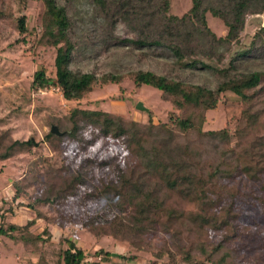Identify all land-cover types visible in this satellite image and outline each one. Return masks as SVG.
<instances>
[{
	"label": "trees",
	"instance_id": "16d2710c",
	"mask_svg": "<svg viewBox=\"0 0 264 264\" xmlns=\"http://www.w3.org/2000/svg\"><path fill=\"white\" fill-rule=\"evenodd\" d=\"M15 1L22 9L24 0ZM38 1L41 11L30 29L21 12L13 17L9 6L0 10V20L19 42L54 50L51 70L40 67L32 73L33 90L55 88L63 101L76 102L95 88L120 84L127 77L136 88L156 89L171 111L165 122L156 123L149 114L139 123L77 108L52 119L60 135L47 132L44 140L62 145L65 136L80 162L70 172L64 165L54 166L50 158L31 161L9 186L12 201H26L24 207L34 216L22 226L0 228V235L22 252L37 254L35 264H100V259L86 263V257H109L101 247L89 255L68 236H60L57 248L51 245V226L63 230L82 212L81 225L95 242L109 236L137 244L120 256L122 262L133 261L148 245L143 238H154L160 229L172 249L163 251L166 260L159 264H239L227 244L245 228L237 227L232 200L223 206L222 193L214 187L219 188L224 178L264 175V27L225 66L218 65L239 39L246 16L264 14V0H190L180 16L170 14L169 0H82L89 7L91 24L90 30L82 31L76 25L79 0ZM210 19L221 23L223 35L209 28ZM118 22L130 38L115 34ZM226 92L238 98L237 113L221 129H204L206 114ZM87 124L96 136L83 139L78 133ZM98 136L116 148L104 161L84 155ZM37 146L32 137L17 140L8 129L0 130V162L30 154ZM120 165L128 170H120ZM106 168H111L117 187L102 184ZM194 180L198 191L188 201L192 206L171 203V198H181L182 186ZM59 209L65 216L49 214ZM39 221L44 228L31 231ZM208 231H220V240L211 242Z\"/></svg>",
	"mask_w": 264,
	"mask_h": 264
},
{
	"label": "rangeland",
	"instance_id": "374dc122",
	"mask_svg": "<svg viewBox=\"0 0 264 264\" xmlns=\"http://www.w3.org/2000/svg\"><path fill=\"white\" fill-rule=\"evenodd\" d=\"M189 5L190 0H169V12L174 16H180L189 8ZM7 6L12 10L13 17L18 16L20 12L27 17L28 29L33 26L41 11V4L38 0H24L22 9L15 0L0 2V10L4 11ZM77 7L79 10V18L76 20L78 31L90 30L89 7L82 0L78 1ZM208 25L218 35L225 33V29L217 20L210 19ZM260 27H264V14L246 16L243 31L226 58L219 65L214 61L210 63L225 66L228 58L239 49L245 48L252 34ZM115 34L128 38L132 36L127 33L126 28L120 22L115 25ZM102 56L103 54L99 57ZM53 57V49L35 48L29 41L19 42L18 35L9 29L4 19L0 20V130L8 129L13 139L26 140L32 137L38 143L30 154L18 155L9 161L0 162L1 229L8 228L10 224L22 226L34 216L31 209L24 207L26 201L20 199L12 201L9 186L12 181L22 176L31 161L50 158L54 166L64 165L70 172H73L80 162V154L72 152L69 139L65 136H62V145L58 141L50 143L44 140L45 134L53 126L51 125L52 119H62L68 110L77 108L109 113L139 123L145 122L149 114L152 121L156 123L157 121L165 122L167 113L171 111L170 105L160 99L156 89L145 85L136 88L131 79L127 77L123 78L120 84L95 88L85 98L76 102L63 101L60 92L55 88L33 90L30 87L32 73L40 67L48 73L52 68ZM120 64L128 67L132 65L126 60H121ZM137 102H140L142 107L148 111L140 112L134 109ZM237 102L236 96L229 92L224 93L217 107L206 114L204 129L223 128L226 122L237 113ZM81 119L80 116L76 118L79 121ZM78 134L83 139H87L91 134L96 136L95 128L89 124L83 126ZM87 149L84 155H89L97 161L108 159L109 155H113L116 151L109 139L104 144L99 136ZM120 168L124 172L128 170L123 165H120ZM40 170L41 172L46 171L44 168ZM111 177H113L111 168H106L101 180L102 184L115 188L117 187L116 181ZM206 181L210 182L209 179ZM218 185L219 188L214 187V191L220 189L222 205L225 206L224 204L232 200L234 206L231 213L237 218L235 221L237 227L245 228L239 237L227 244V247L233 250L235 260L239 264H264V175L250 180L240 175L232 179L224 178L218 181ZM197 188L195 180L185 183L178 193L182 199L173 196L174 198L170 199L171 203L183 202L187 207H191L192 204L189 202L193 201L198 191ZM18 201H21V206ZM35 208L44 210L47 205H36ZM67 209L71 215L74 214L73 209ZM57 212L55 214L50 210L49 214L54 216L60 213L65 216L62 210L59 209ZM84 217L85 214L78 212L64 224L63 230L59 226V228L51 226L52 247L57 248L60 236H68L77 247L83 251L88 250L89 255L101 247L109 253V257L102 254H97L95 258L86 257V263L100 259V264H159L166 260L163 251L172 249L168 235L158 229L154 238L149 235L143 238L148 245L144 246L145 248L137 254L133 261L122 262L120 256L125 255L128 250L133 251L137 244L127 237L124 241H119L109 236L102 237L99 242H95L81 225V219ZM43 228L42 222L39 221L31 227V231L39 233ZM220 238V231H208V239L211 242H217ZM45 247L48 250L49 247ZM153 255H161V258L156 259ZM37 259V254L22 252L18 245H14L8 238L0 235V264H35Z\"/></svg>",
	"mask_w": 264,
	"mask_h": 264
},
{
	"label": "water",
	"instance_id": "95a60500",
	"mask_svg": "<svg viewBox=\"0 0 264 264\" xmlns=\"http://www.w3.org/2000/svg\"><path fill=\"white\" fill-rule=\"evenodd\" d=\"M134 109L140 111V112H147L148 110L142 107V104L140 102H137L134 106ZM49 133L55 136H59L60 132L56 129V127L51 126L49 129Z\"/></svg>",
	"mask_w": 264,
	"mask_h": 264
}]
</instances>
